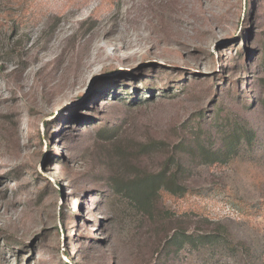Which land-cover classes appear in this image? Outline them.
I'll use <instances>...</instances> for the list:
<instances>
[{
  "label": "rangeland",
  "instance_id": "374dc122",
  "mask_svg": "<svg viewBox=\"0 0 264 264\" xmlns=\"http://www.w3.org/2000/svg\"><path fill=\"white\" fill-rule=\"evenodd\" d=\"M0 264H264V0H0Z\"/></svg>",
  "mask_w": 264,
  "mask_h": 264
},
{
  "label": "trees",
  "instance_id": "16d2710c",
  "mask_svg": "<svg viewBox=\"0 0 264 264\" xmlns=\"http://www.w3.org/2000/svg\"><path fill=\"white\" fill-rule=\"evenodd\" d=\"M176 175L173 174V177L171 180H169L167 182V187L166 191H168L169 193H171L172 195H177V196H181L184 192H185V188L183 186L178 185L177 179L175 180ZM141 187V190L144 192L145 195V200L141 201L142 206L143 205H148L149 202L151 201L152 196L156 193L153 189H152V184H148V182H143L141 184H139ZM176 214L172 212V218H175ZM171 218V217H170ZM197 238H200L199 240H201L204 243H217L218 239L217 237H215L212 233H208L206 235H198ZM194 239V235L191 233H181V234H172V236L170 237V240L168 241V243H173V242H178L180 244L183 243H188L191 245L192 242H190L191 240ZM187 241V242H186ZM190 242V243H189ZM225 242L226 245L229 244V242L223 241ZM167 243V244H168Z\"/></svg>",
  "mask_w": 264,
  "mask_h": 264
}]
</instances>
